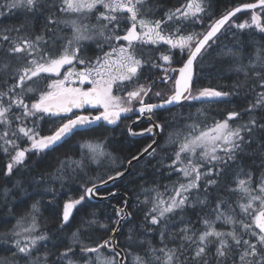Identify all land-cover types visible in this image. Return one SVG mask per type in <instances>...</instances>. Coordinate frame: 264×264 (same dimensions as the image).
I'll use <instances>...</instances> for the list:
<instances>
[{"label":"snow or ice","instance_id":"1","mask_svg":"<svg viewBox=\"0 0 264 264\" xmlns=\"http://www.w3.org/2000/svg\"><path fill=\"white\" fill-rule=\"evenodd\" d=\"M211 9L212 0H0V176L10 184L0 187V264H264V0L218 17ZM213 54L235 75L229 90L196 86ZM232 98L242 103L220 118L172 112ZM129 114L148 126L128 134L151 142L127 164L159 148L153 168L167 183L141 187L139 221L127 199L105 221L81 214L127 171L89 176L116 159L93 126ZM78 135L75 155L70 147L51 170L33 167ZM77 179L81 194L61 198Z\"/></svg>","mask_w":264,"mask_h":264},{"label":"trees","instance_id":"2","mask_svg":"<svg viewBox=\"0 0 264 264\" xmlns=\"http://www.w3.org/2000/svg\"><path fill=\"white\" fill-rule=\"evenodd\" d=\"M168 7H171L175 4L176 0H164ZM249 2V0H212V9L211 11L214 13L215 17H218L223 11L230 9L237 4ZM242 18H247V13L239 14ZM18 22L17 16H12L5 23H15ZM209 23L208 20L205 21V24ZM195 30L200 31V26H196ZM203 69L198 68L199 79L196 83L197 87H218L223 90H229L233 84L235 79L234 73L230 71L226 62L220 61L213 54L211 57H208L204 61ZM233 104L228 103H218V104H205V109L209 112L211 116H217V113H223L225 110H231L233 105L239 108L242 103L240 100L236 98H232ZM194 109H196L193 105L191 106V113L195 114ZM193 111V112H192ZM189 112H184V116L186 117ZM217 118H220L217 116ZM41 125H44L43 123ZM108 140L113 139V145L111 148L108 147V150L113 154L116 158L115 161L105 160L101 166L91 165L89 169V176H103L106 178L108 173H113L115 170L123 171L127 166V160L130 159L133 155H136L142 149L137 148V146L131 147H123V138L117 137V135L110 133L107 135ZM80 139L79 135L74 137L73 146H69L68 144H64L62 147L57 148L55 152H50L46 156L32 157L33 167L35 169L43 170L45 168L52 169L56 166V157L63 158L65 152L71 147L73 150L68 152L69 155H75V143L76 140ZM166 141V136L164 135L163 142L160 144L161 148H165L164 143ZM171 149H169L170 151ZM157 158H159V154L161 153V149H157ZM6 157L3 154H0V170H3ZM156 159L151 157H147L141 162L134 164L132 167V172L121 181L117 182L110 188H105L100 190V194H108L114 191H120L125 193L130 197V210L133 212V219L135 221H139L141 219V208L137 207V196L142 197L141 187L145 185V182H152L154 179L161 181L163 183H167L166 180H162L159 174L154 172L153 165L156 164ZM84 179H87L85 177ZM81 180H73L66 184L65 188L59 192L61 198L78 197L81 194L80 189ZM10 186L9 181H7L3 176H0V187ZM124 201V198L117 197L116 199L111 200L112 204L121 205ZM23 211V208L20 209ZM95 211L99 215L102 221H105L108 217H114V209L113 207L105 204V203H94L87 201L86 206L81 209V214L84 212ZM4 209L0 208V215H3ZM45 217H48L49 212H44ZM79 219V217H77ZM54 225H49V228H53ZM128 225L125 224L123 230L119 236L121 240L124 239V235L127 232ZM6 229L0 228V231H4ZM104 235L103 230L96 232L94 235V239H98L100 236Z\"/></svg>","mask_w":264,"mask_h":264},{"label":"flooded vegetation","instance_id":"3","mask_svg":"<svg viewBox=\"0 0 264 264\" xmlns=\"http://www.w3.org/2000/svg\"><path fill=\"white\" fill-rule=\"evenodd\" d=\"M179 59V57H178ZM176 67H179L180 65L179 64H176L175 65ZM198 71V69H197ZM161 87H163L161 85ZM205 104L207 103H202V102H185V106L183 108H180V107H177V106H173L172 107V112L173 113H176V112H191V106L193 105L195 108H200L202 106H204ZM84 113L85 114H88V113H91V114H95L96 113V110L95 109H91V108H86L84 110ZM169 113L167 112H163L161 111L159 113V117L161 119H163V117H166L168 116ZM135 115L134 114H129V118H124L122 117L121 118V121L118 123V125H115V126H108V125H101V126H95L98 128V134L99 133H102L104 136H107L108 134L110 133H113L115 135H117V137H122L123 138V147H131V146H137V148L139 149H143L148 143L151 142V138L147 135H144V136H130L127 132V128L129 126H131L134 130L136 131H139L141 128H144V127H147L148 124L146 122V120H141L139 122V124H134L132 121L135 119ZM44 125H48V124H45ZM49 127V125H48ZM163 139H164V135H162V138L161 140L159 141L158 144H161L163 142ZM74 138L68 140V142L66 144H68V147L69 146H73L74 144ZM113 139L109 140V143H108V147H112L114 146L112 143ZM100 193V191H99ZM103 195V194H101Z\"/></svg>","mask_w":264,"mask_h":264},{"label":"water","instance_id":"4","mask_svg":"<svg viewBox=\"0 0 264 264\" xmlns=\"http://www.w3.org/2000/svg\"><path fill=\"white\" fill-rule=\"evenodd\" d=\"M238 15H239V14H238ZM194 102H199V101H194ZM172 107H173V106H172ZM122 117H123V116H122ZM105 125H107V124H105ZM108 126H115V125H108ZM93 127H95V126H93ZM161 138H162V135L156 138V139H157V143H159V141L161 140ZM145 158H147V155L142 156V157L140 158V161H139V162H141V161L144 160ZM139 162L133 161V163H132L131 165H128V164H127V166H126L127 171L125 172V175H124L123 177L119 178V179L116 180L115 182H109L107 185L100 187V188H99V191L102 190V189H105V188H110V187H112L114 184H116L117 182L121 181L123 178L127 177V176L132 172V167H133V165H134V164H137V163H139ZM114 192L116 193L115 196H109L108 194H103V195L100 194L101 197H107V198H106V199H102V198H94V199L90 200V202H94V203H105V204H107V205H111V203H110L111 200L116 199L117 197H122V198H124V200H125V199L128 200V208H130V197H129L128 195H126L125 193L120 192V191H114ZM129 210H130V209H129ZM122 230H123V229H122ZM122 230L120 231V233H118L119 236H120Z\"/></svg>","mask_w":264,"mask_h":264},{"label":"rangeland","instance_id":"5","mask_svg":"<svg viewBox=\"0 0 264 264\" xmlns=\"http://www.w3.org/2000/svg\"><path fill=\"white\" fill-rule=\"evenodd\" d=\"M200 108H205L204 106H202V107H200ZM197 109H199V108H196V109H194V112L196 113V111H197ZM193 112V111H192ZM43 123V122H42ZM44 124V123H43ZM41 127L42 128H47L48 127V125L46 126V125H41ZM164 146L166 147V144L164 143ZM115 205H118V204H115Z\"/></svg>","mask_w":264,"mask_h":264},{"label":"bare ground","instance_id":"6","mask_svg":"<svg viewBox=\"0 0 264 264\" xmlns=\"http://www.w3.org/2000/svg\"><path fill=\"white\" fill-rule=\"evenodd\" d=\"M109 206L113 207V209H114V207L117 206V205L111 203V205H109Z\"/></svg>","mask_w":264,"mask_h":264}]
</instances>
